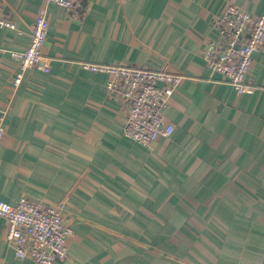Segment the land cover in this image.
<instances>
[{
  "label": "crops",
  "instance_id": "obj_1",
  "mask_svg": "<svg viewBox=\"0 0 264 264\" xmlns=\"http://www.w3.org/2000/svg\"><path fill=\"white\" fill-rule=\"evenodd\" d=\"M71 20L53 1L0 0V202L61 207L72 229L54 264H264V48L237 93L203 51L230 5L252 15L264 0H81ZM47 8L45 72H22ZM84 64L165 68L183 75L167 120L176 129L143 146L124 135L109 76ZM0 217V264L17 259Z\"/></svg>",
  "mask_w": 264,
  "mask_h": 264
},
{
  "label": "built area",
  "instance_id": "obj_2",
  "mask_svg": "<svg viewBox=\"0 0 264 264\" xmlns=\"http://www.w3.org/2000/svg\"><path fill=\"white\" fill-rule=\"evenodd\" d=\"M46 1H53L73 21L81 22L85 18L87 8L81 0ZM47 13L45 6L36 17L27 48L11 54L22 69L15 78L16 85L28 69L39 67L50 71L42 54L49 29ZM214 25L217 39L211 40L203 51L207 67L212 74L221 75V82L237 93H253L257 87L248 83V77L254 53L264 48V13L255 16L230 5ZM2 27L15 25L0 14ZM84 67L109 76L107 91L123 102L126 111L124 135L127 138L150 147L160 137L168 139L173 135L176 126L167 120L166 112L172 95L185 78L183 75L147 66L84 64ZM4 118L0 119V148L5 136ZM61 207H50L27 197L15 205L0 202V217L6 221L4 237L17 259H28L35 264H54L68 259L67 244L72 229L66 224Z\"/></svg>",
  "mask_w": 264,
  "mask_h": 264
}]
</instances>
